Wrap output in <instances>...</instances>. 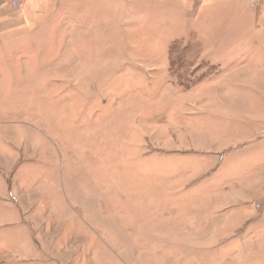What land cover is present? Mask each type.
Segmentation results:
<instances>
[{"label":"rangeland","instance_id":"1","mask_svg":"<svg viewBox=\"0 0 264 264\" xmlns=\"http://www.w3.org/2000/svg\"><path fill=\"white\" fill-rule=\"evenodd\" d=\"M190 1L194 10L204 0ZM188 2L146 9V19L160 18L165 41L142 33L133 11L135 33L118 46L150 63V74L128 77L142 79L140 87L126 76L99 77L98 64L85 61L94 47L80 46L76 12L61 15L59 0H50L49 20L45 0L31 26L0 36V165L11 161L0 186L11 184L17 210L0 227V264H264V216L257 217L264 210L254 207L264 202L254 191L256 182L264 185V75L242 82L260 67L223 75L224 65H211L201 54L202 30L186 35L189 17L180 9ZM167 45L169 81L155 66L159 56H142L164 55ZM186 105L215 114L169 120ZM230 143L225 160L209 158ZM183 146L208 157L175 154ZM207 194V203L217 202L199 209Z\"/></svg>","mask_w":264,"mask_h":264},{"label":"crops","instance_id":"2","mask_svg":"<svg viewBox=\"0 0 264 264\" xmlns=\"http://www.w3.org/2000/svg\"><path fill=\"white\" fill-rule=\"evenodd\" d=\"M73 1L74 0H59L58 9L61 8L62 4L68 5L67 2ZM9 2H6L9 5H0V36H13L16 33L21 32L20 29L26 28L29 25L31 26V22L35 17L34 13L36 12V9L42 8L45 0H23L24 7L22 10L21 8L18 10L14 9L11 5V0ZM163 2L164 0H75L74 4H70L72 6H68L69 8H61L60 13H62L63 11L64 13H62L61 15L64 14L65 16H69V12L70 14L76 12L78 21L77 35L80 46L84 44V46L87 47V50L90 46L94 47V49H91L93 53H91L89 58L85 61H94L96 68L98 64V75L100 78H104L105 76H126L127 78H123L124 82H128L129 84L135 83L137 85L136 87H140L141 85L139 84L142 79L140 81L133 82L134 79L132 78L130 80L128 77L132 75H139L142 77L144 76V73L150 74V70H152L148 67L150 63L145 62L142 64L140 62H137L135 60L137 59L136 52L129 51L128 53L126 52L121 54L119 51L118 43L122 39L128 40L130 38V35H134L135 33L134 25L136 22L134 23V20L132 19L134 10L139 11L140 16H142L140 17L139 15H136L137 23H139L140 21L142 22L143 27L141 32L145 33V29L147 28L148 34L150 33V38H158V40L162 38L165 41L167 39L168 32H165V28H163L160 18L157 17V19L155 20L149 15V19H146V9L153 8L154 5H156V8H161V4H163ZM188 3L189 4L187 5V9H180V13L188 15L189 17L187 18V22L185 24V26L187 25L189 33L186 35H190L192 32H194V26L203 31L197 32L198 36L200 34V42L204 43L201 54L204 55V58L208 62H210L211 65H224L223 68H225L226 71L223 73V75L228 73L230 70L232 72V69L247 68L251 64L260 67L259 69H256L255 73L246 75L248 76L247 78H241L242 82H250L252 80H255L256 77L259 78V76L264 75V0H262L260 8H257L259 6V0H204L202 2L203 5L197 7L194 10L191 9L190 0ZM184 6H186V4H184ZM47 9L48 15L49 13H51L48 17L49 20L50 16L54 12V9H52V5H50V0H47ZM68 9L69 12L66 14L65 11ZM181 25L182 20L181 22H179L180 27ZM179 31L181 30L178 27L176 32L179 33ZM51 34L52 30L49 29L50 43L54 41V38H52ZM201 34L205 35L206 41L203 39L204 35L202 36ZM177 40L179 39H173L172 42ZM169 45H167V51L164 52V55L160 54L158 50L153 53L149 52L146 54L144 51L142 53V56H159L160 59H158L157 61L162 60L160 62L161 64L156 63L155 66L157 65L159 67L161 65L160 69L168 79L166 81L172 79L170 77L172 70L170 63V51L168 50ZM110 47L113 49L112 54L115 53L116 56L110 57V55H106ZM82 72L83 75H81V79L86 80L89 72H86V69L82 71L81 68V73ZM165 75L162 76L165 77ZM228 76H232V73L231 75H227L225 77ZM54 79L56 78H53V80ZM68 79L69 78L65 77V80ZM166 84L171 88L172 83L169 84V82H167ZM174 92L176 93L175 90ZM262 93H264V90ZM149 103L150 102H146L147 107L150 105ZM174 106L177 105L174 104L173 107ZM191 106L193 105H186L185 110L182 109L180 113L169 114V120L181 119L183 121H187V119L189 118L198 119L201 117L202 119H204L206 116H211L212 113L215 114L214 111L208 112L204 110H194ZM138 107L139 112L137 113L136 117L140 115V105H138ZM189 107L192 111L188 110ZM222 113H229V110L225 109L224 111H222ZM231 115L235 116V114L233 113L228 114L227 116ZM188 127L189 126L187 125H179L180 130H186V128ZM193 129L194 128L189 127V131ZM234 146L235 145H231V143L229 145L226 144V147L221 145L219 147V149L222 150L221 152H213V154L208 156L209 158H212L214 155L222 154L224 155L222 159L225 160L227 156L226 152L232 149ZM175 154H178L180 156L191 155V157L194 156L200 158L202 157V155L209 153H204L197 147L190 148L188 146H183L175 150ZM208 156L205 155L204 157ZM2 157L3 160H10L9 157ZM9 162L5 163L8 170L4 169L3 166L5 165H2V167L0 165V176L3 177L5 175H10L11 170ZM222 166L223 163H218L214 167V169L219 172ZM214 169L208 170L207 172L202 174L203 176H201V178L188 181L185 187L188 188L198 185L199 183H201L200 181L204 176L207 177L205 174L214 171ZM259 177L264 179V170L261 171V175ZM6 181L8 182V180ZM255 186L257 187L256 190H254L256 191L255 194L258 196L264 195V185L256 182L254 184V187ZM12 193H14V191L12 190L11 184H8L7 187L3 185L0 186V227L10 225L11 213L14 214V218L15 214L17 213V210L12 202L14 200V197L11 195ZM208 197V194L203 197L204 199H202V204L199 209L205 206L210 207L212 205V210L213 205H215V203L217 202V197L214 201L213 199H211L212 202L209 201L207 203L206 199ZM223 198L225 197L223 196ZM230 200H232V198H230ZM257 201L258 200H256V202ZM259 202L260 203H258L254 207L261 212L262 210H264V202H261L260 200ZM259 216H264V213L258 214L257 217ZM251 221L252 220H247L245 226L251 223ZM262 222L264 223V221ZM252 243L255 242L252 241Z\"/></svg>","mask_w":264,"mask_h":264},{"label":"built area","instance_id":"3","mask_svg":"<svg viewBox=\"0 0 264 264\" xmlns=\"http://www.w3.org/2000/svg\"><path fill=\"white\" fill-rule=\"evenodd\" d=\"M1 1H6V0H1ZM12 4L14 9H17L20 6V3L17 0H12Z\"/></svg>","mask_w":264,"mask_h":264},{"label":"trees","instance_id":"4","mask_svg":"<svg viewBox=\"0 0 264 264\" xmlns=\"http://www.w3.org/2000/svg\"><path fill=\"white\" fill-rule=\"evenodd\" d=\"M173 45V44H172ZM171 46V45H170ZM194 51L195 50H200V47H195L194 49H193ZM171 63V67H172V62H170Z\"/></svg>","mask_w":264,"mask_h":264}]
</instances>
